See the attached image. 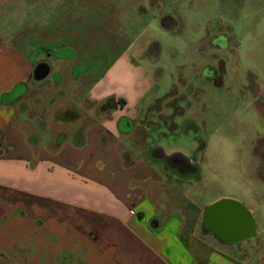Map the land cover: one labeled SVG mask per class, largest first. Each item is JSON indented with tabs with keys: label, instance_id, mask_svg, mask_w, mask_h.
I'll return each instance as SVG.
<instances>
[{
	"label": "crops",
	"instance_id": "0c3cea01",
	"mask_svg": "<svg viewBox=\"0 0 264 264\" xmlns=\"http://www.w3.org/2000/svg\"><path fill=\"white\" fill-rule=\"evenodd\" d=\"M36 64L0 44V264H264L261 207L236 199L252 212L255 233L224 241L205 220H215L218 209L208 207L229 196L196 202L179 189L194 204L181 207L154 167L161 161L139 154L134 138L126 144L123 121L133 129L137 115L126 110L127 93L115 100L113 91L131 87L134 74L143 91L154 82L127 52L98 76L89 75L93 66H73L58 80L35 82ZM252 102L264 117V80ZM255 166L264 167V152Z\"/></svg>",
	"mask_w": 264,
	"mask_h": 264
},
{
	"label": "rangeland",
	"instance_id": "374dc122",
	"mask_svg": "<svg viewBox=\"0 0 264 264\" xmlns=\"http://www.w3.org/2000/svg\"><path fill=\"white\" fill-rule=\"evenodd\" d=\"M164 15L174 16L176 26L162 25ZM1 43L31 63L48 59L47 80L73 66L82 73L93 66L89 75L98 76L127 52L154 82L143 91L134 74L131 91L126 85L113 91L115 100L127 93L126 110L137 115L126 144L134 138L151 162V139L168 152L190 153L201 170L188 180L154 163L174 185L177 204L194 207L184 192L196 202L239 199L261 207L264 232V167L255 166L264 152V117L252 102L264 80V0H0ZM185 125L196 132L183 134Z\"/></svg>",
	"mask_w": 264,
	"mask_h": 264
},
{
	"label": "water",
	"instance_id": "95a60500",
	"mask_svg": "<svg viewBox=\"0 0 264 264\" xmlns=\"http://www.w3.org/2000/svg\"><path fill=\"white\" fill-rule=\"evenodd\" d=\"M51 71H52V66L50 65V63L46 61H40L35 65L33 69L32 79L35 82L43 81L51 74ZM132 126H133L132 121H129V120L123 121L124 130L130 131L132 129ZM175 152L176 151L168 153L165 151V156L171 159V156ZM149 157L151 159L159 160L162 162V159L160 157L156 158V156L152 155L151 153ZM188 159L190 160V158ZM198 166L199 165L197 164L195 165V167H198ZM169 170L174 171L171 168ZM196 170H197L196 172L198 173L199 168ZM197 173H194V174H197ZM208 208L209 209L215 208V210L218 209L220 213L218 214L219 216H217L215 220L213 219L211 220L210 218H208V221L205 220V227L208 226L209 228L210 227L209 225L218 226V228L215 227L214 229L215 233H218V231L220 233L221 231L223 232L228 231L230 233V236L228 237V239H231L234 241H238V240L244 241L252 237V235L255 233L254 217L252 215V212L249 210V208L244 203L236 199H233V198L223 197V198L216 200L212 204V206ZM220 226L221 228H219Z\"/></svg>",
	"mask_w": 264,
	"mask_h": 264
},
{
	"label": "flooded vegetation",
	"instance_id": "af4514ba",
	"mask_svg": "<svg viewBox=\"0 0 264 264\" xmlns=\"http://www.w3.org/2000/svg\"><path fill=\"white\" fill-rule=\"evenodd\" d=\"M161 23L162 25H166V27L170 26V27H174L176 25V21L172 18V15H164L162 17ZM196 132L197 128L194 125H185L184 129H183V134L185 132H189V131H193ZM151 131H149L148 135H150ZM151 136V135H150ZM156 144V145H155ZM159 143L154 141L153 139L150 140L147 148H148V155H150V153L154 156H156V158L160 157L162 159V164L164 166L167 167V169L171 168L174 170V172L178 175L181 176H188V175H195L197 176L200 173V167H195L196 163H195V159L193 158V156L190 158L191 160H189L188 156L184 155L181 153V151L179 152L178 150H176V152L171 156V159L167 156H165V151L162 147H158ZM150 148H152L150 150ZM164 162V163H163ZM194 164V165H193ZM199 168V172L197 173L196 169ZM197 173V174H194ZM212 227V225H209ZM224 241H232L230 239H228V237L230 236V233L228 231H221V233L218 231L217 233Z\"/></svg>",
	"mask_w": 264,
	"mask_h": 264
}]
</instances>
